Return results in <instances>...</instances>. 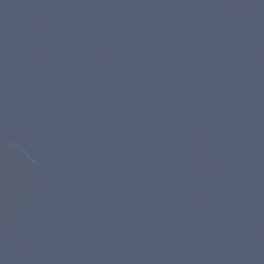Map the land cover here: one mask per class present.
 Listing matches in <instances>:
<instances>
[{"label":"water","instance_id":"1","mask_svg":"<svg viewBox=\"0 0 264 264\" xmlns=\"http://www.w3.org/2000/svg\"><path fill=\"white\" fill-rule=\"evenodd\" d=\"M0 264H264V0H0Z\"/></svg>","mask_w":264,"mask_h":264}]
</instances>
